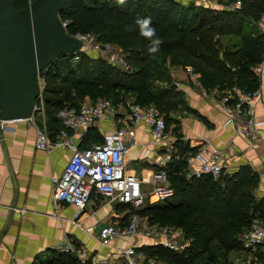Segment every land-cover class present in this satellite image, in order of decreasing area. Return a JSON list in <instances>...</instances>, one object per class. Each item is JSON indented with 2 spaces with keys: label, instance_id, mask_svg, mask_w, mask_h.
Returning <instances> with one entry per match:
<instances>
[{
  "label": "trees",
  "instance_id": "1",
  "mask_svg": "<svg viewBox=\"0 0 264 264\" xmlns=\"http://www.w3.org/2000/svg\"><path fill=\"white\" fill-rule=\"evenodd\" d=\"M30 1L13 0L17 8ZM112 1L68 0L60 11V18L68 20L67 31L71 34L93 32L100 41L121 45L128 52L132 71L89 53H81L76 61H73L74 54L60 56L45 70L43 95L47 121L56 123L61 107L78 106L85 97L92 101L111 98L117 104L132 95L141 105L159 107L165 115L167 129L172 126L177 137L176 150L167 167L173 193L161 202L147 204L133 212L151 223L181 227L189 243L180 251L149 245L145 247L147 254L159 260V264H217L220 254L223 264H229L227 255L242 249L240 233L253 219L264 218V197L259 199L253 193L258 173L249 165H241L232 173L223 169L217 178L210 174L187 176L186 153L196 151L197 147H190L179 139L182 135L179 119L171 113H175L184 100L175 87L158 82L164 78L160 64L168 58L174 64L190 62L201 74V82L207 90L233 86L256 89L260 81L252 67L264 62V35L260 31L251 32L246 24L251 18L258 19L262 15L264 0H240L241 7L232 10L194 1L124 0L123 6L113 5ZM144 19L150 20L149 27L154 30L152 37L141 35L138 21ZM226 34L239 37L236 48L214 46L213 38ZM194 36L202 38L193 41ZM60 59L67 60L64 66H68L61 68ZM54 81L57 83L53 84ZM185 107L192 112L188 105ZM102 137L90 127L81 144L95 139L100 142ZM54 252V257L45 264H92L90 260L81 262L72 253ZM259 256L264 258V251L259 252Z\"/></svg>",
  "mask_w": 264,
  "mask_h": 264
},
{
  "label": "crops",
  "instance_id": "2",
  "mask_svg": "<svg viewBox=\"0 0 264 264\" xmlns=\"http://www.w3.org/2000/svg\"><path fill=\"white\" fill-rule=\"evenodd\" d=\"M180 69L175 75L181 82L184 100L192 112L173 114L179 119V131L182 134L179 139L189 143L190 147H197L196 150L208 152L214 147L221 149L223 169L227 172L232 173L241 165L252 167L258 173L253 193L259 199L264 197V74L259 77L255 73L260 81L261 100L255 108V118L260 122L259 138L253 142L236 133L228 123L220 93L207 90L203 94L190 75ZM126 98L133 96L127 95ZM89 99L85 97L82 100ZM117 105L118 125H121L128 117V112L124 101ZM110 122L105 119L93 128L103 135L110 131ZM37 127H45L54 141L63 139L61 131L64 127L58 120L49 123L45 110L35 114L32 119L9 121L1 125L0 264H45L54 257V251H61L66 236L75 245H85L91 256L103 264H122L121 249L128 244H136L137 248L143 247L145 243L149 246L147 237L119 238L108 244L99 239V229L105 222L115 219L124 224L138 209L129 204L108 203L100 194L93 193L87 208L77 221L73 220L74 205L56 201L53 194V181L62 173L72 153V146L54 145L49 150L37 148ZM66 130L70 143L78 147L98 141L95 139L83 145V129ZM136 131V145L125 155L126 169L128 171L129 163L138 165L139 170L135 175L147 180L156 167L154 156L165 151L174 153L177 137L170 128L164 139L156 140L144 121H140ZM261 251L252 252L253 264H264V258L259 256ZM232 253L242 258L251 255L243 249L233 250L229 254ZM144 256L150 257L148 254Z\"/></svg>",
  "mask_w": 264,
  "mask_h": 264
},
{
  "label": "built area",
  "instance_id": "3",
  "mask_svg": "<svg viewBox=\"0 0 264 264\" xmlns=\"http://www.w3.org/2000/svg\"><path fill=\"white\" fill-rule=\"evenodd\" d=\"M221 9L240 8V0H186ZM62 25L67 31L68 20L61 19ZM260 31L264 35V13L259 18ZM82 41L81 47L73 54V60L79 59L81 53L96 51L100 57L126 71H132V65L128 59V52L119 44L111 41H100L93 32H78L71 34ZM259 77L264 74V62L252 67ZM45 70L38 73L39 96L34 105L32 115L44 112V89L46 86ZM186 72L196 85L202 88L203 94L207 89L201 82V74L192 66H187ZM261 100V89L243 90L233 86L222 95V101L228 114V123L236 133L244 135L250 141L256 142L259 138V124L255 118V108ZM128 117L121 125L119 122L118 105L111 98H98L83 101L78 106L67 105L57 112L64 130L61 131L62 140L51 139L45 127H37L35 146L39 149L49 150L54 145H71L72 153L65 163L62 173L53 181V194L56 201L70 203L75 207L73 220L77 221L83 211L89 205L93 193L104 196L108 203H124L140 208L147 204L158 203L172 195L167 175V167L173 155L171 151L154 156L153 163L156 166L147 179L152 188L144 191V181L137 175L126 169L125 155L136 145V126L144 121L147 129L154 139L162 140L168 133L164 113L155 104L141 105L134 98H126L124 101ZM105 119L111 120L108 133H103L102 141L94 142L89 146L78 147L70 143L66 129H83L85 133L90 127ZM16 121V120H9ZM9 121H3L5 124ZM83 133V134H84ZM148 152V151H147ZM222 150L214 147L211 151L189 150L186 153L188 177L210 174L217 178L223 170ZM146 180V181H147ZM22 211V210H21ZM99 239L105 243H111L119 238L147 237L151 239V245L180 251L188 239L185 238L183 229L175 225H159L151 223L146 217L133 212L124 224L115 219H110L99 229ZM242 249L251 253L243 258L241 264H253L252 252L262 249L264 251V218H255L240 235ZM61 251L75 254L82 261L90 260L92 264H103L95 256H91L85 245H75L66 236ZM122 264H159L160 261L142 255L138 252L136 244H128L121 249Z\"/></svg>",
  "mask_w": 264,
  "mask_h": 264
},
{
  "label": "water",
  "instance_id": "4",
  "mask_svg": "<svg viewBox=\"0 0 264 264\" xmlns=\"http://www.w3.org/2000/svg\"><path fill=\"white\" fill-rule=\"evenodd\" d=\"M67 1L32 0L17 8L13 0H0V129L3 121L32 115L38 73L81 47L61 22Z\"/></svg>",
  "mask_w": 264,
  "mask_h": 264
},
{
  "label": "rangeland",
  "instance_id": "5",
  "mask_svg": "<svg viewBox=\"0 0 264 264\" xmlns=\"http://www.w3.org/2000/svg\"><path fill=\"white\" fill-rule=\"evenodd\" d=\"M183 3H187V1H181ZM111 4H117L118 6H123L125 4V2L123 4H121L119 2V0H113L111 2ZM240 7H241V1H240ZM226 10H232V9H226ZM264 13V11H263ZM262 13V14H263ZM261 17V16H260ZM259 17V18H260ZM259 18L258 19H253L251 18L248 23L246 24V28L248 30H251V32L253 33H259L260 31V25H259ZM261 32V31H260ZM199 38H202L201 36L200 37H197V36H194L192 38L193 41L195 40H199ZM239 41V37L236 35V34H226V35H222V36H215L212 40L213 44L215 47L217 46H220L221 48H224V47H231V48H236V45ZM91 56L93 57H98L100 56V53L96 52V51H91L90 52ZM172 59L168 58V59H164L162 64H160L161 66H163L164 68V78H161L160 81H158L161 85L164 86V84H167V85H172L173 87H175L174 89L177 90V91H180L181 93V97L182 99L184 100V97H183V91H182V85L180 84V80H178L176 78V75H175V72L178 71L180 68L185 70L186 71V68L187 66H192L190 62H187V63H181V64H174L171 62ZM67 60H64V59H60L59 60V63L58 64H62L61 65V68L63 67H66L68 65H65L64 64L66 63ZM74 61V60H73ZM73 61H70L71 64H73L74 62ZM65 62V63H64ZM182 66V67H181ZM193 67V66H192ZM180 69V70H181ZM57 81H54L53 84H56ZM198 89L201 90V92L203 91L202 88L199 86V85H196ZM217 91L218 93H220L221 95V98H222V95H224L226 93L227 90H229V88H226V89H215L214 88H211L210 91ZM208 92V91H207ZM203 93V92H202ZM81 103L83 102L80 101ZM186 102L184 100V104H180L178 106V110L176 112H187L186 111V107H185ZM172 115L174 113H171ZM170 128L172 129V126H170ZM169 128V129H170ZM129 168H128V171L129 172H133L134 174H136V171L139 170V166L138 165H134L132 163H129ZM137 166V167H136ZM225 170V169H224ZM143 188H144V191H148L152 188V185L148 182V180L144 181V185H143ZM149 241L147 243H149V245H151L150 243L152 242L150 238H148ZM189 241V240H188ZM189 243V242H188ZM146 245V246H144ZM143 247H138L137 250L139 253H141L142 255H146L147 254V250L145 247H147L148 244H144ZM218 253V252H217ZM235 254L232 253V254H228L227 255V262H229V264H241L243 262V258L242 257H238V256H234ZM223 257H221V255L219 254V259L217 261V264H223ZM200 264V262L198 263Z\"/></svg>",
  "mask_w": 264,
  "mask_h": 264
},
{
  "label": "clouds",
  "instance_id": "6",
  "mask_svg": "<svg viewBox=\"0 0 264 264\" xmlns=\"http://www.w3.org/2000/svg\"><path fill=\"white\" fill-rule=\"evenodd\" d=\"M121 4L124 3V0H119ZM138 24L140 26L141 35L145 37H152L154 35V30L149 27L150 20L144 19L138 21Z\"/></svg>",
  "mask_w": 264,
  "mask_h": 264
}]
</instances>
